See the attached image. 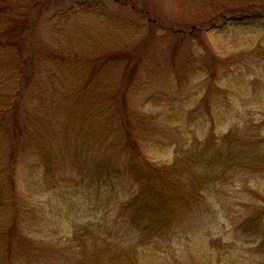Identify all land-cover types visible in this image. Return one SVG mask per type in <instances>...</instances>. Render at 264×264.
<instances>
[{
	"label": "rangeland",
	"instance_id": "374dc122",
	"mask_svg": "<svg viewBox=\"0 0 264 264\" xmlns=\"http://www.w3.org/2000/svg\"><path fill=\"white\" fill-rule=\"evenodd\" d=\"M116 1H36L28 10L34 25L27 42L38 52L30 66L34 72L22 95L27 97L26 102L34 101L32 106L44 101L45 109L52 105L60 109L55 112L59 117L56 123L68 149L76 148L82 153L84 147H90L91 129L89 122L80 121L84 122L81 116L73 130L66 128L64 122L71 121V114L59 105V97L73 81L71 70L58 56L68 59L67 54L73 52L68 45H74L86 34L85 30L96 34L92 39H103L107 31L122 32L131 23L142 29V37L150 21L164 27L159 29L162 43L138 62L134 84L127 85L126 91L130 108L151 111L158 123L151 122L153 129L158 125L161 129L139 141L144 157L153 165L169 166L175 152L184 150L185 144L191 150L194 141L202 143L210 130L217 139L231 131L233 141L255 143L264 153V0H250L243 9V18L226 17L214 23L207 17L208 9L202 0H135V6L149 19L146 23L136 10ZM216 1L221 7L224 0ZM22 5L18 7L20 14ZM152 28L157 32L156 27ZM89 36L88 33L86 37ZM91 42L86 44L91 47ZM30 45L21 50L23 56L31 54ZM174 46L175 59L171 58ZM3 67L0 63V92L8 93L11 78H6ZM164 94L169 98L158 106L155 98ZM80 113L76 111L74 115ZM79 129L83 132L79 133ZM50 135L51 132L49 136L43 133L44 141L60 142L59 136L54 140ZM208 143L213 145L211 140ZM244 150L236 154L238 162ZM70 156L73 159L75 154ZM35 160L33 156L23 157L15 172L21 241L48 249L46 255L39 253L37 264H76L66 241L83 225H102L109 228L108 232H118L117 239H124L123 246L137 245L138 241L130 242L119 224L114 225V215L109 216L105 210L112 195L104 196L100 202L89 197L87 172L81 175L71 171V166L57 173L38 171L33 169L37 167ZM0 162L3 166L7 162L2 153ZM79 165L80 161L76 166ZM227 167L206 174L209 183L202 205L191 218L166 236L138 247L145 264H264L255 255L259 232L248 225L264 207V173L227 171ZM57 252H64L74 261L62 253L57 257Z\"/></svg>",
	"mask_w": 264,
	"mask_h": 264
},
{
	"label": "trees",
	"instance_id": "16d2710c",
	"mask_svg": "<svg viewBox=\"0 0 264 264\" xmlns=\"http://www.w3.org/2000/svg\"><path fill=\"white\" fill-rule=\"evenodd\" d=\"M36 1L51 2L0 0V63L5 66L2 69L6 71V78H11L8 93L0 92V153L7 161L5 166L0 162V169L4 167L0 171V264H37L39 253L46 255L48 250L21 241L15 168L27 155L36 157L37 167L33 169L38 171L57 173L71 166V171L81 175L87 172V187L91 189L87 193L89 197L100 202L104 196L112 195L106 209L105 205L102 207L109 216L114 215V225L121 226L120 230L125 232L130 242L138 241L137 245L123 246L124 239L118 241V232H108L107 227L98 224L77 227L66 241L70 257H75L76 264H145L138 247L166 236L196 213L209 183L206 174L213 170L217 172L225 165H228L227 171L264 173V153L258 145L246 140L233 141L231 131L217 139L210 130L202 143L194 141L191 150L185 144L184 150L175 152L174 161L169 166L153 165L141 153L139 141L153 130L161 129L159 125L153 129L152 123H158L151 111L130 108L127 92L135 78L138 62L143 61L149 51H156L159 42L162 43L159 29L163 26L160 23L157 26V22L150 23L135 6V0L116 2L129 5L136 14H141L144 22L146 19L149 21L147 32L142 37V29L131 23L122 32L115 29L111 33L107 31V38L99 40L92 39L95 33L85 30L86 34L74 45H68L73 51L67 54L68 59L58 56L68 65L73 81L70 89L59 97V105L63 106L65 113L71 114V121L64 122L66 128L73 130L81 116L84 122L80 121L83 124L89 122L91 129L90 147H84V142L82 153L76 148L68 149L66 139L58 130L59 123H56L59 117L55 112L60 109L56 105L45 109L42 107L44 101L32 106L34 101L26 102L27 97L22 95L34 72L30 66L38 52L33 44L27 42L34 25L29 20L28 10ZM22 2L26 3L22 5ZM201 2L207 7V17L212 23L226 17V20L243 18V9L250 4V0H224L218 7L216 0ZM20 5L22 14L18 12ZM152 27H156L157 32ZM88 33L90 36L86 37ZM88 41H92L91 47L86 44ZM25 45H30L29 56L21 53ZM175 47L171 53L173 59ZM51 94H55L54 90ZM168 98L164 94L155 101L159 106ZM76 111L81 113L74 115ZM78 131L83 132L81 129ZM50 132L54 140L59 136L60 142L44 141L43 133L49 136ZM84 134L87 139V134ZM210 140L214 146L207 145ZM239 150H244V157L238 162L236 154ZM70 154H75L73 159ZM84 169L86 171L83 172ZM129 188H134V191L128 192ZM263 217L264 207L247 223L259 232L255 237L258 241L255 255L264 260ZM61 253L69 258L64 252L54 254L58 257Z\"/></svg>",
	"mask_w": 264,
	"mask_h": 264
}]
</instances>
